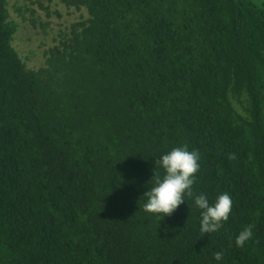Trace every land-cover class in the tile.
Here are the masks:
<instances>
[{
  "label": "trees",
  "instance_id": "16d2710c",
  "mask_svg": "<svg viewBox=\"0 0 264 264\" xmlns=\"http://www.w3.org/2000/svg\"><path fill=\"white\" fill-rule=\"evenodd\" d=\"M60 1L87 16L35 71L0 0V264H264V0ZM182 145L217 232L144 210Z\"/></svg>",
  "mask_w": 264,
  "mask_h": 264
},
{
  "label": "clouds",
  "instance_id": "9594fccd",
  "mask_svg": "<svg viewBox=\"0 0 264 264\" xmlns=\"http://www.w3.org/2000/svg\"><path fill=\"white\" fill-rule=\"evenodd\" d=\"M199 161V152L189 150L187 145L172 148L157 161L159 167L164 170L163 177L154 173L150 178L152 186L147 187L142 195L145 197L144 210L159 216V220L171 215L181 203L186 202L185 196L193 197L195 206L200 210V233L204 235L222 228L232 212L233 201L227 192L218 194L212 203L205 194L194 196L193 185L200 169ZM252 229L253 226L249 225L236 235V247H244L253 237ZM164 230L167 231V227ZM213 258L222 264L223 252H215Z\"/></svg>",
  "mask_w": 264,
  "mask_h": 264
},
{
  "label": "rangeland",
  "instance_id": "374dc122",
  "mask_svg": "<svg viewBox=\"0 0 264 264\" xmlns=\"http://www.w3.org/2000/svg\"><path fill=\"white\" fill-rule=\"evenodd\" d=\"M7 7L9 19L17 25L11 44L35 71L87 16L84 8L68 7L60 0H8Z\"/></svg>",
  "mask_w": 264,
  "mask_h": 264
}]
</instances>
